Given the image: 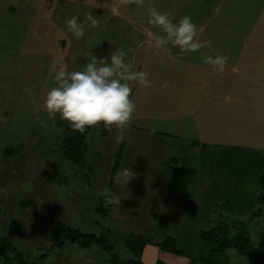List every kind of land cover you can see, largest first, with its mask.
Masks as SVG:
<instances>
[{"label":"rangeland","instance_id":"rangeland-1","mask_svg":"<svg viewBox=\"0 0 264 264\" xmlns=\"http://www.w3.org/2000/svg\"><path fill=\"white\" fill-rule=\"evenodd\" d=\"M245 1L239 0V4ZM25 2L0 0V238L10 242L31 264L82 260L81 255L73 256L65 247L50 248V228L61 222L84 233L107 229L122 232L119 222L112 220L113 214L104 219L95 214L93 207L99 203L102 189L115 193L117 187H122L114 180L117 171L146 163L150 171L133 170L154 182L143 188L145 194L159 197L162 202L168 188L159 180L187 179L184 189L191 194H216V203L202 204L204 212L216 208L217 213L210 212V226L203 231H209L221 215L228 222L243 221L251 241L259 244L264 238V203L259 200L261 190L253 177H258L260 171H245V165L251 160L253 166H259L264 154L199 148L179 136L163 135L171 129V125H165L170 117L168 107L179 99V70L166 67L174 59L163 64L164 51L154 46L155 39L164 33L148 24L149 6L169 13L178 22L179 0H142L131 5L122 0H45L40 10V2L34 0L37 7L33 11L21 9ZM88 13L99 21L97 27L86 21ZM73 16L85 23L82 39L74 38L65 24V19ZM117 49L127 53L125 60L134 63L135 71L148 73L151 83L145 86L130 82V99L136 107L131 124L123 130L122 142L116 143L120 130L115 126L89 128L85 138L87 167L81 168L65 160L59 150L63 138L75 131L59 114L50 118L43 106L47 92L56 86L55 71L50 73V68L56 61L66 63L68 71H79L87 59L108 57ZM165 82L167 87L163 86ZM151 129H155L154 134ZM172 129L176 131V126ZM240 172L247 173L249 187L241 188L246 178L240 184ZM133 187L127 184L124 189L130 192ZM169 191L168 206L178 209L179 184L174 181ZM240 196L250 201L240 210L241 215L223 210L226 199L235 205ZM177 209L150 220L162 228L148 237L159 241L172 237L179 249L196 258L198 234L179 235ZM94 222L100 223L98 232ZM116 238L114 253L124 258L129 253ZM226 255L229 264H256L254 253L238 256L229 250Z\"/></svg>","mask_w":264,"mask_h":264},{"label":"crops","instance_id":"crops-1","mask_svg":"<svg viewBox=\"0 0 264 264\" xmlns=\"http://www.w3.org/2000/svg\"><path fill=\"white\" fill-rule=\"evenodd\" d=\"M33 1L26 0L21 9L33 11L37 7ZM38 1L40 4L37 10H40L45 6V0ZM237 1L238 3L234 5L226 0H179V5H176L179 7V19L185 15L191 16L197 25L198 38L201 42H208V46L198 52L184 54L178 47L172 48L170 52H162V63L174 59L171 61L173 64L166 67L179 70V99L171 102V106L168 107L170 117L165 125H171V129L163 135L179 136L181 139L189 140L190 145L199 148L205 146L227 151L242 149L263 155L264 3L247 0L239 4V0ZM201 55L228 57L225 71L214 72L209 65L202 62ZM174 126L176 131H172ZM104 135L105 133L102 134ZM118 156L119 152L116 158ZM132 170L150 171V166L139 163L133 165ZM174 181L179 184L178 209L168 206L169 188ZM159 182L163 187L168 188V194L162 202L159 197L154 198L149 193L145 194L146 190L143 188L151 187L154 182L141 178L140 175L128 183L135 187L130 192L124 189V185L117 187L115 194L121 204H108L107 213L102 217L108 218L111 213L114 218L112 220H117L122 226V232L115 233V230L111 229L101 231L108 237L111 250L106 252L97 246L83 248L66 242L60 249L65 247L69 253L73 252V256L81 255L82 259L78 262L77 259H73L66 264L75 262V264H128L129 261H134L135 256L125 247L122 238L134 235L153 243H160L163 239L159 241L148 237L162 228L150 220L161 218L172 209H177L179 235L194 234V231L199 235L205 232L203 228L210 226V212L216 213V208L206 213L202 204L204 205V201L216 203V194L206 197L199 196L197 192L195 195L191 194L184 189L188 184L187 179L159 180ZM98 204L93 207L96 215H99L96 209ZM219 217L218 221H226L221 215ZM98 223L94 222L98 228L96 232L101 228ZM101 232L88 234L99 236ZM115 237L129 253L124 258L114 253ZM153 243L144 246L140 264H190L188 256L165 253ZM105 253L109 254L110 259ZM113 254L116 256L115 260L111 257ZM263 257L260 264H264Z\"/></svg>","mask_w":264,"mask_h":264},{"label":"clouds","instance_id":"clouds-1","mask_svg":"<svg viewBox=\"0 0 264 264\" xmlns=\"http://www.w3.org/2000/svg\"><path fill=\"white\" fill-rule=\"evenodd\" d=\"M122 3L131 5L142 3V0H122ZM86 21L91 27L99 25V21L88 13ZM175 18L169 13L160 12L154 5L149 6L148 24L158 26L164 33L154 42L156 49L170 52L178 47L182 54L198 52L208 46V42H201L198 38L197 25L189 15H185L174 22ZM68 30L76 39H82L85 33V23L80 22L77 16L65 19ZM127 53L117 49L110 56L97 59L93 56L81 66L79 71H68L66 63L53 62L50 73L55 71L56 86L46 94L43 106L50 118L59 114L60 119L67 121L74 131L84 133L88 127L103 124L105 128L115 126L120 130L116 136V143L124 140L123 130L132 121L135 103L130 99L132 86L130 82H138L148 86V73L135 71L133 62H126ZM202 62L209 65L214 72L223 73L228 57L217 55H201ZM167 87L165 82L163 85ZM153 134L155 129H151ZM138 174L132 168H124L116 172L114 180L118 184L126 185ZM107 204H121L119 197L111 190H101Z\"/></svg>","mask_w":264,"mask_h":264},{"label":"trees","instance_id":"trees-1","mask_svg":"<svg viewBox=\"0 0 264 264\" xmlns=\"http://www.w3.org/2000/svg\"><path fill=\"white\" fill-rule=\"evenodd\" d=\"M86 128L84 133L75 131L71 136L64 138L60 144L59 150L65 160L70 163L81 167H87V145L86 134L89 131ZM241 151L246 155L258 156L259 154L252 153L247 150H231ZM259 166H253L251 160L247 161L246 168L251 169L258 168L260 173L255 179V185L261 190L259 200L264 203V159L258 163ZM89 169V168H88ZM88 171H91L89 169ZM242 172V171H241ZM240 172V184L243 178L245 183L241 188L249 187L247 184L248 175L246 172L242 175ZM232 193V192H231ZM230 192L228 193L231 194ZM234 194V193H233ZM236 204L233 205L231 199L225 200L223 210L232 213H240V210L246 207L250 201L249 199L240 198L236 199ZM108 204L104 197H102L97 205V212L101 217H104L107 213ZM257 217V216H256ZM50 248H60L66 242L74 243L80 247L87 248L91 246H97L103 251L109 252L111 250V244L106 235L95 236L88 233H83L78 229L71 228L61 222H56L49 231ZM200 247L196 258H192L189 254L185 253L182 249H179L176 244V240L172 237H166L160 243H153L152 241L134 235H128L122 238V242L125 247L135 256V260L129 261L128 264H140L139 260L145 245L153 243L159 247V249L165 253L188 256L190 264H229L227 258V252L232 250L238 256H246L250 253L255 254V263L260 264V261L264 253V238L259 244H254L250 237L246 233V225L244 222H232L218 221L212 229L209 231L201 232L198 235ZM45 257V256H44ZM113 260L116 259L115 254L111 255ZM0 263L1 264H31L29 259L22 256L21 253L11 245L5 239L0 238Z\"/></svg>","mask_w":264,"mask_h":264}]
</instances>
